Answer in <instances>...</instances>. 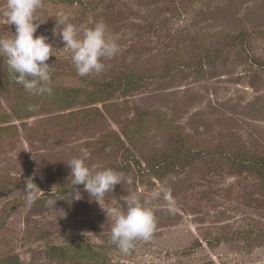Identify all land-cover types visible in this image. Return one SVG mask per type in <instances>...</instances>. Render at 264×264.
<instances>
[{"label":"rangeland","instance_id":"rangeland-1","mask_svg":"<svg viewBox=\"0 0 264 264\" xmlns=\"http://www.w3.org/2000/svg\"><path fill=\"white\" fill-rule=\"evenodd\" d=\"M5 3L0 34L11 35ZM42 5L36 35L56 49L64 47L54 35L58 14L77 26L103 21L120 45L104 72L86 77L73 72L71 51L50 57L54 95L60 99L71 85L90 93L91 78L136 83L93 108L82 100L63 109L52 108L49 96L0 94V116L10 115L0 124V264H264V0ZM30 104L38 105L32 116L13 115ZM72 158L132 178L106 194L105 209L126 206L120 197L130 192L141 201L161 194L150 241L128 255L109 243L112 221L84 186L79 201L65 195ZM30 178L43 192L29 206L23 189ZM51 191L63 199L56 207L45 205ZM53 247L73 259L50 256Z\"/></svg>","mask_w":264,"mask_h":264},{"label":"clouds","instance_id":"clouds-1","mask_svg":"<svg viewBox=\"0 0 264 264\" xmlns=\"http://www.w3.org/2000/svg\"><path fill=\"white\" fill-rule=\"evenodd\" d=\"M42 0H6L2 12L3 19L10 26H15V33L0 34V58H3L13 81L21 85L26 93L33 97L51 96L53 94L52 74L54 66L47 61L57 53L71 51V59L77 75L80 77L100 74L106 70L105 61L115 58L120 52V45L115 37L109 34L108 26L98 21L93 27L77 26L70 22L68 14H58L54 35L64 44L60 50L56 49L49 38L37 36V30L43 22L38 17L42 8ZM38 105L30 104L29 112L36 111ZM110 152L111 148L105 149ZM67 165L71 169L70 179L72 187L65 194L71 200L82 199L79 186L104 209L106 216L112 221L109 243L123 254H130L139 241H150L157 231V218L154 213V201L160 193L153 192L150 197L141 201L135 192L120 197L126 206L117 203L105 209L101 201L109 192H113L118 184H132L131 177L112 168L97 170L90 168L83 158H72ZM34 178L27 179L23 189L25 203L34 204L43 192ZM45 201L47 207L57 204L58 200L53 192L48 193ZM170 192L165 194V199Z\"/></svg>","mask_w":264,"mask_h":264},{"label":"trees","instance_id":"trees-1","mask_svg":"<svg viewBox=\"0 0 264 264\" xmlns=\"http://www.w3.org/2000/svg\"><path fill=\"white\" fill-rule=\"evenodd\" d=\"M69 72H71V70H69ZM73 72L77 73L76 69H74ZM52 81H53V85H52L53 94L50 97H48L49 103L52 106V108H63V109H71L74 106V104H77L78 102H80V100H82L84 104L92 106V108L97 103L106 105L108 104V102H111L114 99L116 92L125 93L128 90L134 88L136 83V81L128 77L126 78V80L120 82H110L109 80H99V79L95 80L91 78L90 80H86L85 82H89L93 86L94 91L90 93L86 91L83 94L81 88L71 85V86H67L68 92L62 93L61 95L62 97L59 99L58 93L54 95V92H56L58 89L57 80L52 78ZM118 83L119 85H116ZM12 85L16 89H13ZM67 89H64L63 91ZM12 92H14L16 95L21 96L24 99H26L27 97V95H23L24 93H26L23 87L21 85L16 84L13 81L12 76L10 75L7 68L6 76L0 77V94L12 93ZM26 108L24 107V105H20L17 108V110L13 111V115L16 117H22L25 115L32 116L34 114L33 113L34 111L33 112L28 111L27 113L23 112ZM85 112H89V109H87ZM0 117H2L0 118V124H1L3 121L8 120L10 118V115L3 114ZM261 163H263V161L258 163L260 164V166H257L255 164L254 165L257 168H261ZM238 164H241V162ZM49 254L50 256L55 257L59 260L71 261L73 259L70 253H68V251L59 247H53L49 251ZM12 263L14 262L12 261Z\"/></svg>","mask_w":264,"mask_h":264}]
</instances>
